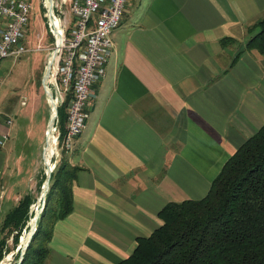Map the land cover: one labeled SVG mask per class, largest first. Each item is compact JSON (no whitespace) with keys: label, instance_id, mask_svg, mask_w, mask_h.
Returning a JSON list of instances; mask_svg holds the SVG:
<instances>
[{"label":"crops","instance_id":"obj_1","mask_svg":"<svg viewBox=\"0 0 264 264\" xmlns=\"http://www.w3.org/2000/svg\"><path fill=\"white\" fill-rule=\"evenodd\" d=\"M263 16L264 0H128L86 127L64 155L75 169L73 212L55 224L46 264H118L162 225L167 204L208 194L264 126V56L248 48ZM8 106H0V138L9 135L0 146L3 217L27 195L20 179L46 152V142L31 147V127L13 143ZM57 124L64 134L67 119Z\"/></svg>","mask_w":264,"mask_h":264},{"label":"trees","instance_id":"obj_2","mask_svg":"<svg viewBox=\"0 0 264 264\" xmlns=\"http://www.w3.org/2000/svg\"><path fill=\"white\" fill-rule=\"evenodd\" d=\"M254 29L248 48L264 56V16ZM71 97L58 108L61 129ZM64 160L51 175L37 231L20 264H46L55 224L73 212L75 169ZM45 179L43 172L41 185ZM34 202L31 194L21 198L0 232L18 243ZM158 216L162 225L138 239L132 255L118 264H264V126L228 160L203 199L169 203ZM6 242L0 240V262Z\"/></svg>","mask_w":264,"mask_h":264},{"label":"built area","instance_id":"obj_3","mask_svg":"<svg viewBox=\"0 0 264 264\" xmlns=\"http://www.w3.org/2000/svg\"><path fill=\"white\" fill-rule=\"evenodd\" d=\"M127 2L128 0H52L50 13V0H43L50 32L55 39L50 54L54 58L48 61L52 62L48 87L53 93L55 106H62L69 93H72L65 133L60 132L58 118L54 128L48 130L47 139L51 133V147L54 148L49 162L52 171L61 155L73 149L75 140L86 127L88 111L92 105V87L105 77L106 65L114 50L112 35L122 22ZM64 5L69 7L74 19L72 23L66 18V12L62 11ZM57 9L63 15L62 18L57 16ZM32 10L30 0H0V62L9 56H20L28 51L22 42ZM95 15L98 17L96 27L90 29L89 23ZM7 123L12 124V119ZM8 138V134L2 135L0 146H4ZM3 195L0 191V201Z\"/></svg>","mask_w":264,"mask_h":264},{"label":"rangeland","instance_id":"obj_4","mask_svg":"<svg viewBox=\"0 0 264 264\" xmlns=\"http://www.w3.org/2000/svg\"><path fill=\"white\" fill-rule=\"evenodd\" d=\"M31 1L33 3V10L28 26L29 29L27 28L28 30H26V35L23 40V44L28 51L20 56H9L0 62V79L2 80V84L0 85V106L9 105V112L13 113L11 114L14 117V125L11 128L13 130L16 129L18 133L13 143L24 142L26 129L31 127L32 129L30 131L33 133L31 139L32 147L34 142L43 143V145L46 142L43 132L45 124L49 120V108L46 103L47 94L44 88V79L49 56L55 45V39H50L52 34L49 36V19L46 16L47 12L43 8V0ZM60 17L62 18V16ZM38 48L41 49L39 50ZM50 147L51 145L46 148L44 158L47 157ZM30 152L26 153L27 158L32 157V153ZM64 155L65 153L57 160V165L62 159H65ZM51 157L52 152L49 155V159ZM39 160L36 168L33 166L31 170H25L23 177L20 179L22 183L20 186L21 196L31 193L35 199L34 204L30 208V219L20 235L18 243L14 241L13 236L9 235L8 231L4 233L0 232V240L7 238L6 254L0 264H19L22 253L24 256L26 252L22 249L26 245L21 244L23 242L22 240L31 234L32 219L38 213L39 221L41 213L44 210L46 198L44 196L42 197L44 193L42 188L45 181L42 185L40 182L42 181L41 176H43V172L46 174L44 162H47V159L45 158L44 161L42 157H39ZM14 196L16 195L11 194L9 196L8 201L10 202L8 204L14 201ZM3 214L0 215V228L5 218Z\"/></svg>","mask_w":264,"mask_h":264},{"label":"water","instance_id":"obj_5","mask_svg":"<svg viewBox=\"0 0 264 264\" xmlns=\"http://www.w3.org/2000/svg\"><path fill=\"white\" fill-rule=\"evenodd\" d=\"M52 6H53V3H52V0H50V13H52ZM51 69H52V62H49L47 67H46V75H45V79H44V87L46 88V93H47V96H48V102H49V105L50 107L52 108V117H51V120H50V123H49V131H51L55 124H56V121H57V118H58V108L55 106V100H54V97H53V93L51 90H49V87H48V78L50 76V73H51ZM53 106V107H52ZM48 139L46 141V148L48 147L49 143H48ZM43 160L45 161V158L43 157ZM45 166H46V179H45V182H44V185H43V188H42V191L44 192L42 194V197L44 196V198H46V194L48 193L49 191V188H50V180H51V175L53 173L49 163L47 162H44ZM34 208V206H33ZM38 218H39V214L37 213L35 215V217L32 219V226H31V234H30V237H29V240L28 242L26 243L25 246L22 247V249L24 251H27L28 247H29V244L30 242L32 241V238L36 232V227H37V222H38ZM22 258H23V253H22V256L20 258V261H19V264L21 263L22 261Z\"/></svg>","mask_w":264,"mask_h":264},{"label":"bare ground","instance_id":"obj_6","mask_svg":"<svg viewBox=\"0 0 264 264\" xmlns=\"http://www.w3.org/2000/svg\"><path fill=\"white\" fill-rule=\"evenodd\" d=\"M53 58H54V56L51 55L50 58H49V60L52 61ZM52 107H53V106H52ZM48 140H49V141H48V143H49L48 146H50V145L52 144V134H51V133H49V139H48ZM51 152H52V155H53V153H54V148H53V147H50V148H49V151H48L47 157H45V158L47 159V162L50 161V159H49V155L51 154ZM49 153H50V154H49ZM29 237H30V236H26V237H24L23 240H22L23 242H22L21 244L25 245V244L27 243Z\"/></svg>","mask_w":264,"mask_h":264}]
</instances>
